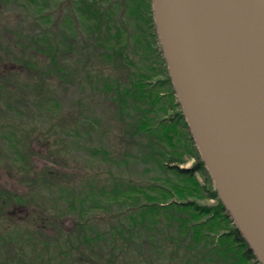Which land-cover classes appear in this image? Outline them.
Wrapping results in <instances>:
<instances>
[{
    "label": "rangeland",
    "instance_id": "obj_1",
    "mask_svg": "<svg viewBox=\"0 0 264 264\" xmlns=\"http://www.w3.org/2000/svg\"><path fill=\"white\" fill-rule=\"evenodd\" d=\"M66 11V0H0V264H107L115 252L111 264L199 263L203 246L192 250L179 218L135 215L156 185L176 178L134 125L142 107L155 119L177 110L157 42L146 34L134 46L128 35L124 63L100 57ZM132 74L151 88L153 107L147 94L137 97L138 85L116 101L117 83L129 84ZM184 157L179 166H191L194 158ZM196 177L209 186L201 172ZM120 222L132 223L133 235L125 227L114 240ZM98 229L106 232L100 243Z\"/></svg>",
    "mask_w": 264,
    "mask_h": 264
},
{
    "label": "water",
    "instance_id": "obj_2",
    "mask_svg": "<svg viewBox=\"0 0 264 264\" xmlns=\"http://www.w3.org/2000/svg\"><path fill=\"white\" fill-rule=\"evenodd\" d=\"M151 9L199 156L264 264V0H151Z\"/></svg>",
    "mask_w": 264,
    "mask_h": 264
},
{
    "label": "trees",
    "instance_id": "obj_3",
    "mask_svg": "<svg viewBox=\"0 0 264 264\" xmlns=\"http://www.w3.org/2000/svg\"><path fill=\"white\" fill-rule=\"evenodd\" d=\"M66 7V18L70 21V24H74L71 26L76 29V34L82 35V39L87 41L92 50L100 57L118 58L117 62L124 63V59L128 58V39L126 37L132 35V44L134 45L139 37L143 38L146 34L150 35L151 38L149 37L148 40L146 36V40L157 42L155 51L163 69L164 82L166 81L169 84L174 94L165 60L157 40L152 18L151 0H66ZM133 77L132 74L131 77L127 78L129 84L117 83L115 87L118 90L116 91L118 93L116 101H126L128 95L131 96L132 93L136 92L133 87L138 85L137 87L142 90L137 88L139 91V93L136 92L137 97H141L140 99L143 100L144 94H147L145 96L147 100H144V102L153 107L156 101L151 98V96L154 97V94L150 91L151 88L143 90L144 87H147L146 84H144V87L143 85L139 86L142 80L137 83L139 80L133 79ZM171 105L177 109L175 112L170 116H156V119L146 115L152 109L151 107L147 108L148 110L142 107L139 112L140 116L134 123L135 128L140 133L143 132L148 136L149 144L151 142L153 144L157 143V148H154L153 144L151 146L158 155L157 162L161 168L171 170L176 175L175 179L167 178L166 184L168 185H156L157 191L152 195H146V198L150 201L148 206L140 208L135 215L141 216L140 220H144L147 219V216H150L148 214L159 216L161 213L167 212L170 213L171 218L172 216L179 218L178 229L184 230L185 234L190 236L193 241L192 250L196 251L195 248L200 243L203 246V249L197 252L202 253L200 258L204 261L200 259L199 263L195 261L192 264H260L219 199L216 188L192 140L176 97ZM168 107L172 106L160 104L157 109L166 111ZM178 126L183 132L179 131ZM185 154L194 158L193 164L189 167L179 166V163L185 159ZM196 172H201L204 175L205 182L210 183L209 186L201 184L196 177ZM202 198L214 199L215 203H200L199 200ZM188 210L193 212L192 214L189 212V218H181L175 214L183 211L188 212ZM201 215H205V217L199 219ZM130 219L136 221L134 216ZM216 223L221 231L216 230ZM129 225L122 222L117 223L114 227L115 234L110 231L116 236L114 240L115 238L120 239L118 235L126 231L125 227L132 228L129 231L127 229V234L133 235L135 227L132 226V223ZM114 228L112 227L111 230H114ZM77 229H80L78 224ZM104 233L106 232L103 230H96L94 235L97 237L93 236L94 241L100 243L101 236ZM77 234L80 235L79 232ZM82 235L87 236L86 233ZM79 240L88 241V238ZM64 253L69 254L68 252ZM111 255L106 259L107 264L113 262L114 255L116 256L117 253H111ZM97 264L102 263L97 261Z\"/></svg>",
    "mask_w": 264,
    "mask_h": 264
},
{
    "label": "flooded vegetation",
    "instance_id": "obj_4",
    "mask_svg": "<svg viewBox=\"0 0 264 264\" xmlns=\"http://www.w3.org/2000/svg\"><path fill=\"white\" fill-rule=\"evenodd\" d=\"M3 81H4V79H3ZM3 81H2V84H1L2 90H3V88H6L5 85H4V83H3ZM0 94L3 95L4 92L2 91ZM8 107H12V106L9 105ZM0 112H2L1 108H0Z\"/></svg>",
    "mask_w": 264,
    "mask_h": 264
}]
</instances>
